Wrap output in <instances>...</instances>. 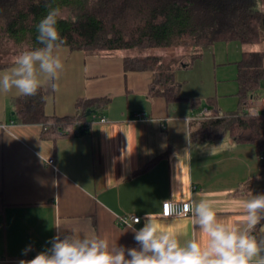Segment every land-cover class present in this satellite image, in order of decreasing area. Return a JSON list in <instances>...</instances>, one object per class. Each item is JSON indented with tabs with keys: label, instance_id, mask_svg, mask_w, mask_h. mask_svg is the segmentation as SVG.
Instances as JSON below:
<instances>
[{
	"label": "crops",
	"instance_id": "1",
	"mask_svg": "<svg viewBox=\"0 0 264 264\" xmlns=\"http://www.w3.org/2000/svg\"><path fill=\"white\" fill-rule=\"evenodd\" d=\"M208 47L217 65L216 87L215 95L203 96L215 98L216 110L207 101L194 105L198 98L182 93L183 99L175 101L150 95L154 73L126 71L120 53L96 55L68 46L58 49L64 69L54 81L55 89L43 86L46 114L75 116L79 99L109 98L103 114L96 115L107 121H94V112L89 132L46 139L42 124L12 121L11 100L19 97L15 90L0 93V264L31 260L51 247L53 237L63 238L71 231L138 248L133 228L128 227L133 222L118 221L127 215L141 216L135 229L143 227L145 215L151 213L164 227L192 235L191 214L162 216L168 200L207 197L218 217L243 226L239 217L244 201L264 194L258 152L254 145L229 136L193 139L192 124L204 107L221 113L236 110L237 62L245 50L260 46L230 41ZM13 64L0 68V73ZM254 105L264 110L262 88ZM49 158H54L53 166ZM253 233L264 236V222ZM28 246L31 250L24 254Z\"/></svg>",
	"mask_w": 264,
	"mask_h": 264
},
{
	"label": "trees",
	"instance_id": "2",
	"mask_svg": "<svg viewBox=\"0 0 264 264\" xmlns=\"http://www.w3.org/2000/svg\"><path fill=\"white\" fill-rule=\"evenodd\" d=\"M50 8L61 13L57 28L62 46L96 55L122 54L126 71L154 73L149 94L167 101L183 99L177 70L191 67L202 57L203 47L230 41L260 46L245 50L237 62L236 110L193 123L192 138L206 141L229 136L237 143L252 144L264 168V114L248 112L259 100L264 81V0H0V45L10 41L27 50L41 47L36 40L37 25ZM179 47L186 48V61L166 59L155 52ZM14 61L0 63V68ZM109 101L79 99L75 116H48L42 87L35 96L11 100V119L42 124L46 139L83 134L90 131L88 110L103 114ZM206 101L217 109L215 98ZM199 103L193 99L194 105Z\"/></svg>",
	"mask_w": 264,
	"mask_h": 264
},
{
	"label": "clouds",
	"instance_id": "3",
	"mask_svg": "<svg viewBox=\"0 0 264 264\" xmlns=\"http://www.w3.org/2000/svg\"><path fill=\"white\" fill-rule=\"evenodd\" d=\"M60 14L58 8H50L40 20L36 40L41 47L20 52L13 66L0 73V93L15 90L19 96L32 97L46 84L55 89L54 81L64 69L58 54L64 44L57 28ZM189 214L194 227L190 236L164 227L157 216L147 213L143 227H133L140 222L138 217L128 226L133 228L138 248H125L98 234L71 231L63 238L53 237L50 248L19 264H264V236L253 233L264 222V194H252L244 201L239 217L242 227L218 217L207 197L181 206L169 203L164 210L165 216L174 218ZM30 250L28 246L24 254Z\"/></svg>",
	"mask_w": 264,
	"mask_h": 264
},
{
	"label": "rangeland",
	"instance_id": "4",
	"mask_svg": "<svg viewBox=\"0 0 264 264\" xmlns=\"http://www.w3.org/2000/svg\"><path fill=\"white\" fill-rule=\"evenodd\" d=\"M63 16H68L67 12L62 13ZM6 43V42H5ZM201 50L202 57L195 61L192 67H182L178 69L177 78L183 83L182 95H189L190 97L200 99V102L204 104L206 97L203 95H215V81H216V69L217 65L213 51L210 47H203ZM210 48V49H209ZM27 50L26 46L15 45L13 42H7L0 45V63H8L15 60L16 56ZM204 50V51H203ZM158 54L163 55L166 59L175 57L180 60L186 61L184 54L186 48H170L165 50H156ZM262 93L264 94V81L262 85Z\"/></svg>",
	"mask_w": 264,
	"mask_h": 264
},
{
	"label": "built area",
	"instance_id": "5",
	"mask_svg": "<svg viewBox=\"0 0 264 264\" xmlns=\"http://www.w3.org/2000/svg\"><path fill=\"white\" fill-rule=\"evenodd\" d=\"M248 112L250 113V115H259L260 113L264 114V110H262V112H260V110L254 105L252 107H250L248 109ZM224 113H221V112H216L214 111L212 108L210 107H204L202 108L194 117V121L195 123L199 124L202 120L204 119H207V118H212V117H221L223 116ZM100 120L102 122H105L107 121V119L105 117H98L96 116V114H94V121L95 120ZM47 162L50 164V165H54V158H49L47 159ZM169 203H174L178 206H181L183 205L184 203L186 202H176V201H172V200H168L166 202L163 203V210H162V216L164 217H172V216H165L164 215V210H165V206ZM133 217H138L139 218V221H141V216H138V215H127V216H121L118 218V221L121 225H129V222L132 221V218Z\"/></svg>",
	"mask_w": 264,
	"mask_h": 264
},
{
	"label": "water",
	"instance_id": "6",
	"mask_svg": "<svg viewBox=\"0 0 264 264\" xmlns=\"http://www.w3.org/2000/svg\"><path fill=\"white\" fill-rule=\"evenodd\" d=\"M92 113H94V111L88 110L87 114L91 115Z\"/></svg>",
	"mask_w": 264,
	"mask_h": 264
}]
</instances>
